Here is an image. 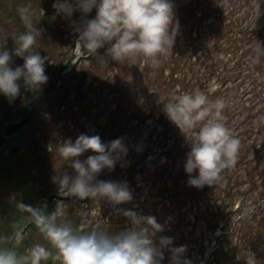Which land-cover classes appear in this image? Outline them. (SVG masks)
<instances>
[{"label":"rangeland","instance_id":"374dc122","mask_svg":"<svg viewBox=\"0 0 264 264\" xmlns=\"http://www.w3.org/2000/svg\"><path fill=\"white\" fill-rule=\"evenodd\" d=\"M44 1L0 0V41L6 39L14 47L13 41L25 31L18 8L29 7L37 23L34 26L41 33L37 35L41 49L50 53L49 63L45 64L48 79L61 62L67 65L63 71L65 80L73 77V71L69 72L76 57H81V62L73 65L74 71L84 70L87 74L81 105L75 102L61 110L54 109L51 104L55 96L50 105L36 106L41 126L31 129V133L43 137L48 151L53 150L46 177L62 166L57 149L64 141L75 142L80 134L99 135L105 143L122 137L129 149L121 162L124 166L118 163L114 170L105 169L97 179L126 181L133 192L130 203L113 206L103 199L70 197L56 186L57 194L75 200L66 199L60 204L64 221L81 232L104 229L117 233L130 227L119 209H132L140 215L156 217L164 226V231L154 238L157 244L162 236L174 238L173 247L190 244L184 255H191L197 264H264V0H170L179 31L158 67L141 58L119 64L109 59L103 63L96 55L88 57L86 49L73 50V23L80 22L78 14H73L74 21L70 22L56 13L52 18L57 26L45 30L41 26L42 14L34 8ZM89 15L95 16V10ZM105 51L99 50L98 55L103 56ZM196 89L208 95L210 101L225 102L222 122L240 141L236 165L226 169L216 184L200 188L188 185L184 169L193 136L191 132L182 133L162 111L163 104L173 96ZM22 93L11 102L0 94V110L8 104L21 107ZM59 114L63 116L61 121ZM93 154L86 152L79 159L83 161ZM133 176L135 184L130 183ZM23 186L20 183L19 188ZM28 192L31 193L10 186L0 189V213H4L6 222L17 221L13 230L21 233V239L17 241L15 233L12 240L21 253L37 243L48 246L43 234L34 233L36 226L29 213L20 207V203L30 205ZM58 197L42 209L54 211ZM217 219L220 225L217 223L213 230ZM5 221L3 228L7 230ZM250 230L254 234L247 235ZM196 245L204 248L203 254ZM219 251L223 252L221 262L216 255ZM42 264L60 262L50 258Z\"/></svg>","mask_w":264,"mask_h":264},{"label":"clouds","instance_id":"9594fccd","mask_svg":"<svg viewBox=\"0 0 264 264\" xmlns=\"http://www.w3.org/2000/svg\"><path fill=\"white\" fill-rule=\"evenodd\" d=\"M53 8L68 19L75 12L80 13V22L74 25L76 38L72 49L77 52L86 49L88 57L96 55L103 63L109 59L119 64L141 58L144 63L158 67L179 31L170 0H55ZM93 10L94 18H88ZM18 13L25 31L13 41L11 50L6 39L0 41V94L10 102L20 95L22 86L39 93L48 81L46 59L34 50L36 37L41 33L34 26L37 23L33 13L25 6L19 7ZM101 49H106L103 56L98 55ZM14 56L23 59L22 66H11ZM224 107L222 99L210 101L200 89L175 95L163 104L167 119L182 133L191 132L193 136L184 165L191 187L216 184L222 173L237 163L240 141L222 122ZM57 150L62 159L70 162L74 172V175L52 177L60 193L66 192L80 200L103 199L113 206L133 200L126 181L97 179L103 170H114L127 156L129 149L124 138L105 143L99 135L80 134L75 142L69 139L59 144ZM89 151L94 154L83 161L79 159ZM60 204L48 213L20 203L48 246L37 243L21 253L8 246L7 237L0 238V264H42L50 258L60 264H161L165 250L171 254L170 264H191L183 258L186 245L173 247L174 238L166 236L156 243L154 238L164 231V226L154 216L119 209L130 227L117 233L104 229L81 232L64 221ZM15 239H21L19 231Z\"/></svg>","mask_w":264,"mask_h":264},{"label":"trees","instance_id":"16d2710c","mask_svg":"<svg viewBox=\"0 0 264 264\" xmlns=\"http://www.w3.org/2000/svg\"><path fill=\"white\" fill-rule=\"evenodd\" d=\"M54 2L55 1L52 0H46L34 6V8L42 14L41 17L43 22H41V26L45 30H54L53 27L57 26L55 20H53L52 18V15L54 16V14H56L55 9L53 8ZM74 14H78V18L81 19V15L79 12H75ZM88 18H94V16L89 15ZM73 21V19H70V22ZM77 23L78 21L76 20L73 24ZM9 40H11V38ZM7 48L11 50L13 47H10L7 44ZM41 48L43 47H41L38 41V37H36L34 50L38 51L41 57L46 59L45 64L48 65L50 60V53L45 52ZM22 63L23 62L21 58L14 56L11 66L15 68L16 66H21ZM57 65V68H55L54 71L51 72L52 75L48 79L47 83L43 85L41 92L34 93L22 87L21 91L23 92V97L21 98L22 103H20V105L22 104V106L14 108L13 105L8 104L5 108H3V110H0V189L8 186H10V188H12L13 190L28 189L31 191V193L28 192L26 194L29 196V204L31 206L39 204V208L46 207L47 204L52 201V198L56 197V195L59 197L55 198V204L68 201L66 199H71V202H75L73 198H65L67 196L57 194L55 190L57 185L52 182V177L54 176H60L65 173L68 175H74V172L72 171L73 169L68 167L66 169L62 166L61 170H57L49 177H46L51 166L50 157L53 150L51 152L48 151L43 137L39 138L38 136H36L37 134L33 135L31 133V129H37V126L40 125L39 119L41 118V116L36 106H40V104L50 105L52 99L55 96H57V99L54 104H51V106H53L54 109L58 110L66 108L68 105H72L75 102H78L79 105L84 102L85 95L82 89L84 86V79L87 78V74L85 73V71H73V77L70 76L69 79L65 80L63 71L65 70L67 65L64 66L62 62L58 63ZM49 68L51 69L52 67L50 66ZM47 73H50V70H47ZM60 80H62L63 82L60 83ZM73 80L76 81V84L73 83ZM29 105L35 107L34 112L30 114L27 113V106ZM75 109L77 110V107H75ZM86 115L88 116V118L91 117V114L88 112ZM59 117V121H61L63 116L59 114ZM56 125L57 122L55 123V126ZM58 132L59 131H55V133ZM13 149H19V151L15 153L13 152ZM171 159H173V157H171L170 160ZM66 162L68 163V161ZM20 183H23L25 186L19 188ZM32 183H35V186H30V184ZM130 183H136L134 176L130 180ZM40 184L41 186L39 188ZM47 184H49L50 187H48ZM225 213L226 211H224V215ZM10 215L14 218L15 212H10ZM224 215H222L221 217H223ZM218 219L212 226L213 230L216 229ZM4 221L5 215L2 212L0 213V228L2 229L0 230V238L7 237L8 246L16 249L15 242L12 240V236L16 233L13 230V226L16 225V229L17 221L15 223L13 221H10V223L5 221L7 230L3 228ZM4 233H6L7 235H3ZM34 233L41 234L37 228L34 229ZM244 234L245 233L243 232V235ZM246 234L250 235L254 234V232L253 230H250ZM257 242L260 244L259 240H257ZM180 245L182 246L183 244L181 243ZM186 246L189 247L190 244H187ZM196 246L199 248V254H203L204 248L202 246ZM222 254V251L216 253L218 262L223 261L224 258L221 256ZM170 255V252H168L167 250L164 251V259L162 261V264H170ZM190 256L186 254L183 258L188 261L192 260L194 264H197L198 260L192 259ZM227 260L230 261L229 258Z\"/></svg>","mask_w":264,"mask_h":264}]
</instances>
